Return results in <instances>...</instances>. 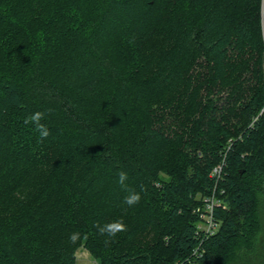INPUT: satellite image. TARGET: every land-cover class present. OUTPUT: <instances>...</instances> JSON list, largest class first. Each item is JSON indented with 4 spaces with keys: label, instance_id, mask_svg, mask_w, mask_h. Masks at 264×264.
<instances>
[{
    "label": "trees",
    "instance_id": "trees-1",
    "mask_svg": "<svg viewBox=\"0 0 264 264\" xmlns=\"http://www.w3.org/2000/svg\"><path fill=\"white\" fill-rule=\"evenodd\" d=\"M37 110L43 142L23 122ZM263 110L264 0H0V264H77L82 247L232 264L261 231ZM216 186L227 206L200 238ZM116 220L114 238L94 226Z\"/></svg>",
    "mask_w": 264,
    "mask_h": 264
},
{
    "label": "clouds",
    "instance_id": "clouds-1",
    "mask_svg": "<svg viewBox=\"0 0 264 264\" xmlns=\"http://www.w3.org/2000/svg\"><path fill=\"white\" fill-rule=\"evenodd\" d=\"M51 110L47 111H34L30 114H28L24 119L25 125H33L36 132L39 133L40 142H43L44 139H46L50 135V131L47 128V126L42 123L47 115H49ZM128 179V174L124 171L119 172L118 174V183L121 185V187L129 191L130 194L124 198V203L127 204L129 207L134 206L135 204L139 203L140 201V194L136 193L134 191H131L127 188V185L125 184V181ZM98 232L101 235H107L109 238H114L117 236L118 233L126 231V226L123 223V220H116L112 222L105 223L103 226L96 224L94 225ZM81 234L79 232H73L69 235V240L71 243H75L79 238ZM105 243H108L106 240Z\"/></svg>",
    "mask_w": 264,
    "mask_h": 264
},
{
    "label": "built area",
    "instance_id": "built-area-1",
    "mask_svg": "<svg viewBox=\"0 0 264 264\" xmlns=\"http://www.w3.org/2000/svg\"><path fill=\"white\" fill-rule=\"evenodd\" d=\"M223 165L216 167L213 171V176L218 178V182L221 179ZM218 186V184H217ZM217 186L213 193L206 197H201V204L195 209V213L198 215V223L196 225V233L200 238H209L217 234L220 228V222L216 218V212L224 207V201L221 202V196L225 194L224 191L218 193ZM204 250L201 246L194 252V256H202Z\"/></svg>",
    "mask_w": 264,
    "mask_h": 264
},
{
    "label": "rangeland",
    "instance_id": "rangeland-1",
    "mask_svg": "<svg viewBox=\"0 0 264 264\" xmlns=\"http://www.w3.org/2000/svg\"><path fill=\"white\" fill-rule=\"evenodd\" d=\"M220 198H221L220 199L221 202H223L224 201V199H222L223 197ZM263 200H262V206L260 207V224H261L260 234L257 237L252 249L248 251H244L232 262V264H264V201ZM225 206L227 205L225 204L224 207ZM224 207L222 206L219 209H222ZM154 237H155L154 234H150L146 239L147 241H151ZM76 257H77V264H97L95 259L83 247L77 251Z\"/></svg>",
    "mask_w": 264,
    "mask_h": 264
},
{
    "label": "water",
    "instance_id": "water-1",
    "mask_svg": "<svg viewBox=\"0 0 264 264\" xmlns=\"http://www.w3.org/2000/svg\"><path fill=\"white\" fill-rule=\"evenodd\" d=\"M264 111V110H263Z\"/></svg>",
    "mask_w": 264,
    "mask_h": 264
}]
</instances>
